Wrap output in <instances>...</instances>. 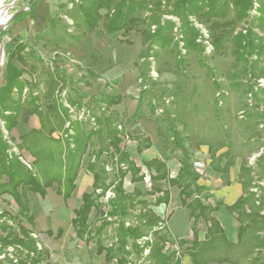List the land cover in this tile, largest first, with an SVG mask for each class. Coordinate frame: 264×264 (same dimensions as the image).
I'll return each mask as SVG.
<instances>
[{
  "label": "trees",
  "instance_id": "1",
  "mask_svg": "<svg viewBox=\"0 0 264 264\" xmlns=\"http://www.w3.org/2000/svg\"><path fill=\"white\" fill-rule=\"evenodd\" d=\"M39 1L31 0L11 22L32 16ZM69 3L72 10L64 8V4L58 7L64 8L63 14L70 18L71 24L59 13L50 14L47 29L37 32L35 39L39 40L47 32L54 33L58 25L62 35L71 39L77 36L68 29L82 25L84 34L99 28L103 35H114L118 42L128 45L132 43L128 37L130 31L140 34L141 48L134 61L140 88L131 117H143L144 101L153 114L159 108L160 114H155L153 119L157 135L161 137L163 150L176 155L180 166L171 177L164 154L163 160L153 157L142 161V165L150 180L166 179L170 185L180 188L181 205L189 208L194 223L202 219L206 230L200 235L193 225L188 244L184 238L173 237L166 219L151 209V206L168 203V189L151 186L142 191L134 186L127 191L124 188L126 175L134 183L143 180L146 174L119 146L123 136L130 137L124 132L121 114L112 108L121 102L123 95L106 90L107 83L103 90L92 95L75 93L74 83L57 66L47 68L37 79H23L24 69L16 66L13 59L34 69L24 53L35 56V50L15 36L6 43L7 61L0 86V199L6 203L3 195L10 196L18 211L12 214L0 208V264H49V251L38 246L37 238L32 235L34 231L20 220L21 216L33 226L27 192L44 198L46 187H53L65 203L75 187L85 153L88 157L85 169L92 175L91 190L82 192L80 205L73 209L71 225L75 236L86 244L94 243L95 253L102 254L106 261L128 264L134 256L137 264H181L180 251L171 247L176 244L189 255L190 264H242L231 256L242 244L244 253H251L245 264H264V86L258 84V79L264 78V0H69ZM229 13L232 15L226 19ZM195 22L207 30L212 46L210 52H220L226 41L230 43L233 60L231 72L226 76L228 87L249 96V101L243 103V123L252 120L256 126L262 124L260 130L244 140L250 141L251 136L256 135L258 144L252 151L259 154L252 163L247 157L240 161L237 180L242 192L231 204L225 205L238 221L236 243L228 241L213 215L223 204L222 199L198 183L201 175L194 166L187 122L180 114L181 107H186L187 99L195 90L187 95L180 84L175 83L174 88L166 91L158 80L169 64L174 66L176 74H184L190 52H195L205 65L202 60L206 56L205 38ZM241 24L244 25L236 29ZM37 59L42 61L40 57ZM151 70L156 72L155 77ZM213 84L220 89L216 80ZM166 95L171 97L168 104L164 103ZM222 96L223 93H218L214 98L217 106L222 103L219 99ZM26 97L31 105L30 113L38 117L40 126L15 139L11 130L19 118L26 119L29 114L22 112ZM41 98L50 101L46 111L39 104ZM193 104L196 107V103ZM73 113L79 115L72 117ZM54 132L59 135L54 137ZM150 143V139L145 138L137 144L136 150L140 152ZM219 147L208 144L210 166L223 179H228L230 162L214 164V159L221 157V153L216 154ZM23 151L30 154L31 161L25 158ZM228 153L227 148L223 154ZM110 172L116 173L113 179H109ZM107 190L113 195L104 200ZM99 207V218L89 222L90 211ZM47 233H51L49 229ZM147 235L151 236V241H142ZM145 247H149V252L143 256Z\"/></svg>",
  "mask_w": 264,
  "mask_h": 264
},
{
  "label": "rangeland",
  "instance_id": "2",
  "mask_svg": "<svg viewBox=\"0 0 264 264\" xmlns=\"http://www.w3.org/2000/svg\"><path fill=\"white\" fill-rule=\"evenodd\" d=\"M3 1L5 4H11L13 0ZM50 1L52 2L51 14L59 13L68 24H71L70 18L66 14H63L64 8L72 10L69 0ZM23 2L24 0H16L11 6L7 7L6 14L9 15L12 13L15 9L19 8ZM58 4H64L65 7L60 8ZM231 15L232 14L229 13L226 19L230 18ZM195 24L200 28L205 38L203 43L205 44L206 56L202 58L205 65H202L195 52H190L188 54V62L184 74H176L173 71L174 66L169 64L165 65L158 80L161 83V87L166 91L174 88L173 86L175 83H179L180 87L187 95H189L191 90H195V93L187 99L186 107H181L180 113L187 122L188 127L186 131L190 136L189 143L194 154L195 169L202 177L205 176L206 171L210 170V165L208 164L210 160L208 155V144L211 143L214 147L220 146L216 154L221 153V157L214 159V164L220 165L228 160V162H230L228 170L229 175V173L235 170L239 171V164L243 157H247L248 161L252 163L255 156L259 154V152L252 151L258 144L256 135H252L250 141L244 140L256 130H260L262 124L256 126V123L252 120H246L243 123V103L249 101V96L244 95L241 91H233L228 87L226 76L231 72V63L233 60V55L230 52V43L226 41L220 52H210L212 46L209 43L210 38H208L206 28L196 22ZM243 25L244 24L238 25L236 29H240ZM17 27H22L19 33H17ZM46 29L47 28H45V30ZM84 29L83 25L78 29L69 28L68 30L77 36L76 39H71L66 35H62L61 27L58 25L54 33L51 34L47 32L39 40H36L35 34L42 31L41 29L36 31L33 29V25L30 22L26 24L24 20L17 23L9 21L5 26L7 33L1 39L3 44L6 45L11 37L18 36L25 40L29 46L34 47L35 56L24 53L29 63L34 65V69H28L21 65L18 60L15 58L13 59L16 66L24 69L22 77L27 81L42 77L47 68L57 66L72 80L76 89L75 93L81 92L87 95H91V93L95 94L96 91L103 90L104 84L107 83L106 90L121 93L127 103H136L140 86L138 70L134 66V61L139 52H136V47L140 41V34L133 30L130 31L128 37L131 39L132 43L128 45L118 42L114 35H103L99 28H94L90 33L86 34L83 33ZM37 57H40L42 61H39ZM151 66H154L153 62ZM151 75H155L152 70ZM213 80L220 83V89L215 88ZM258 84L264 86V78L258 79ZM42 86L41 84L40 87L42 88ZM25 89L26 88H24V92ZM218 93H223V96L219 98L222 103H219L217 106L214 102V98L217 97ZM61 100L65 103L64 99ZM169 100H171V97L166 95L164 103L168 104ZM49 102L50 101L45 98L39 100V104L44 111L47 110L46 107ZM194 102L196 103V107H194ZM127 107L128 106L124 107V110H126ZM142 108L145 109L143 117H127L126 112H124L121 115L122 123H126L124 121L125 118L128 119L129 126H132V124L139 120L153 122L154 115L160 114L161 112L158 108L155 114L151 113L146 101L143 102ZM82 109L85 110L84 107ZM93 109L96 111V108ZM30 110L31 105L26 97L22 105V112L31 114ZM75 115L79 114L73 113L72 117H75ZM177 123L179 124V121H177ZM120 126L121 125H119L118 128H120ZM179 127H181V125H179ZM2 130L6 135L5 130L3 128ZM54 134L57 136L59 135L58 132H54ZM122 140L126 142L127 137L123 136ZM222 144L224 146H221ZM227 148L229 153L223 154ZM262 149L263 148H261V150ZM23 154L24 156H28L26 151H23ZM27 158L28 161L32 160L30 156ZM82 159L81 167L84 168L88 160L87 155L85 154ZM142 171L146 174L144 183L146 188H148L151 185V180L148 177L145 167H142ZM115 174V172H110L109 179H113ZM88 186L90 187L89 183L86 184V187ZM124 188L127 191H130L132 188L129 175H126L124 178ZM3 196L6 203L0 201V208H4L12 214H16L18 208L15 202L10 196L6 194ZM30 202H32L33 208L38 207V205L41 207V204L43 205L42 216H36L37 222L35 226L37 227V224H45L47 228L51 230L50 240H52L53 244L59 245L60 247V250L53 249L54 245L47 248L50 252L48 258L49 264H115L114 260L105 261L102 254L97 255L93 243L84 245L83 242H79L76 239L74 230L69 223L72 213L69 210H64L59 206H55L53 198H49L48 202L40 200L38 204H36L34 197H31ZM33 208L31 207L32 214H34ZM99 208L92 209L89 222H94L99 218ZM102 208L104 210L106 209L105 206ZM160 208H163V205L160 207L151 206V209L155 212H160ZM20 220L21 223L29 229L33 228L23 217L20 216ZM202 229L204 228L202 227ZM226 232L230 238L228 241L236 243L238 229L236 232L232 230L230 232L231 234L229 231ZM199 233L200 235L202 234L201 231ZM41 236H38V242H40ZM145 240L151 241V236L147 235ZM107 241H109V239H107ZM190 241L191 240H186V243H190ZM166 245L169 246L168 243ZM171 247L180 251L181 264H190L189 257L185 250L182 249L183 247L178 248L176 244H173ZM243 248L242 244L238 245L231 256L233 259H237L242 262V264H245L246 258L248 255H251V253L245 254ZM145 249L149 252V247H145L142 252L143 256L148 254V252L145 253ZM130 258L131 261L128 264L138 263L136 257L131 256Z\"/></svg>",
  "mask_w": 264,
  "mask_h": 264
},
{
  "label": "crops",
  "instance_id": "3",
  "mask_svg": "<svg viewBox=\"0 0 264 264\" xmlns=\"http://www.w3.org/2000/svg\"><path fill=\"white\" fill-rule=\"evenodd\" d=\"M51 4L52 2L50 0H40L37 6L33 10V15L31 17H26L23 20L25 21L26 24L30 22L33 25V29H35L36 31L40 29L45 30V28H47L48 26L47 18L50 16L51 11H52ZM21 28L17 27L18 29L17 33H19ZM140 44H141V39L139 41L138 46L136 47V52L139 51ZM97 92L99 91H96L95 93ZM136 105H137V101L136 103H133V102L127 103L125 101V98L123 97L121 102L116 105H113L112 108L118 111L121 115L124 112H126L127 117H130L134 113ZM126 106L128 107L126 110H124V107ZM124 121L127 123V124L125 123L126 125L123 123L124 132L127 134H130V137L125 135L127 137L126 142H124L121 139V142L119 144L120 148L126 150L130 158L133 159V161L137 165H140L141 167H144L142 165V161L149 160L153 157L163 160V156L167 155L165 159V163H166L169 175L171 177L175 176L180 166L179 161L176 155L168 151L165 152L163 150L161 137L157 135V129H156L155 123L151 121H147V120L146 121L139 120L138 122L132 124V126H129L128 119L125 118ZM39 126L40 124H39L38 117L35 114L31 113L27 115L26 119L19 118L17 120L15 127L11 130L10 134L13 138L18 139V136L25 133L27 130L31 128H39ZM53 136L57 137V135H55L54 133H53ZM145 138H149L151 143L148 147H145L140 152H138L136 150V146L139 142H141ZM26 153L28 154V156H30V154L27 151ZM28 156L27 155L25 156L27 160H28L27 158ZM30 158L32 157L30 156ZM208 164L210 165V160L208 161ZM85 166L86 164L84 165V168H82L80 165V169L74 181L75 187L73 191L71 192L70 196L66 199L65 203H63L61 196L55 192L53 187H46V195L44 198H41L35 192L28 191L27 195L29 198V202H30L31 197H34L36 204H38L40 200H45L46 202H48L49 198H53V200L55 201L54 203L55 206H59L64 210H69L72 213V216H71L72 218L73 209L77 208L81 203L82 192L91 190L92 175L91 173L87 172V170L85 169ZM237 178H238V170H235L234 172L229 173L228 179H223L221 177V174L213 170L210 166V170L206 171L205 176L204 177L201 176L198 179L199 184H203L207 186L210 192H212L217 198L222 199L223 204L217 210L213 211V215L220 222L224 232L226 233L227 239H230V238L228 237V234L226 231H229L230 233L232 230L236 232V230L238 229V221L236 220L235 215L227 211V209L225 208L226 204H231L234 200L238 198V196L242 192L241 184L238 182ZM4 179L5 177H3V180ZM150 182H151V185L148 188H146L144 179L141 181H137L134 183L130 182V183L132 184V188L135 186V187L140 188L142 191L148 190L151 186L157 187L162 190L168 189L169 191L168 203L167 204L161 203L157 205L159 207L163 205V208H160V212H155V211L154 212L157 215H159L161 218L163 217L166 219L165 220L166 226L173 237L184 238L187 241L191 240L193 225H195L198 231L199 232L201 231L202 234L205 232L206 230L205 222L202 219H198L197 222L194 223L193 219L189 215L190 213L189 208L183 207L181 205L180 188L177 185H170L166 179L151 180ZM88 183L90 187L89 186L86 187V184ZM0 201L2 200L0 199ZM31 203L32 202H30V205L33 208ZM42 206L43 205L41 204V207L40 205H38V207L33 208L34 209V212H33L34 219H33V228L31 229L34 232L32 233V235L36 238L42 235L40 237V242H38L39 247H43L47 249L48 247L54 245L53 249L60 250L59 245L53 244L52 240H50L51 238L50 234L47 233V230L49 228H47L45 224L42 223V224H37V227L35 226V223L37 222L36 216L37 215L42 216V210H43ZM91 211H90L89 217L92 213ZM99 215H100V208H99ZM71 218L69 219L70 225H71ZM202 227L204 229H202ZM76 239L79 242H83L82 240H79L77 237ZM84 245H87V244L84 243ZM93 246H94V250L96 251V246L94 243H93ZM189 262H190V258H189ZM209 264H231V263L209 262Z\"/></svg>",
  "mask_w": 264,
  "mask_h": 264
},
{
  "label": "water",
  "instance_id": "4",
  "mask_svg": "<svg viewBox=\"0 0 264 264\" xmlns=\"http://www.w3.org/2000/svg\"><path fill=\"white\" fill-rule=\"evenodd\" d=\"M15 1L16 0H13L11 4H7V7L11 6ZM30 1L31 0H24L22 5L19 8L15 9L12 13L7 15L6 21L3 24H0V54L2 55V61L0 62V86L3 82V74H4L5 65L7 61L6 45L3 44L2 39H1L5 35V26L7 25L9 21H11V19L13 18L15 14H17L20 11L25 10L28 7V4Z\"/></svg>",
  "mask_w": 264,
  "mask_h": 264
},
{
  "label": "bare ground",
  "instance_id": "5",
  "mask_svg": "<svg viewBox=\"0 0 264 264\" xmlns=\"http://www.w3.org/2000/svg\"><path fill=\"white\" fill-rule=\"evenodd\" d=\"M6 10L7 4L4 3L3 0H0V24H3L6 21ZM2 61V55L0 54V62Z\"/></svg>",
  "mask_w": 264,
  "mask_h": 264
},
{
  "label": "built area",
  "instance_id": "6",
  "mask_svg": "<svg viewBox=\"0 0 264 264\" xmlns=\"http://www.w3.org/2000/svg\"><path fill=\"white\" fill-rule=\"evenodd\" d=\"M152 72L155 74L153 77H155L156 76V72L154 70H152ZM112 195H113L112 191L111 190H107V192H106V194H105L103 199L106 200L109 196H112ZM146 238H147V236H143L141 240H145ZM146 252H148L147 249H145V253Z\"/></svg>",
  "mask_w": 264,
  "mask_h": 264
}]
</instances>
